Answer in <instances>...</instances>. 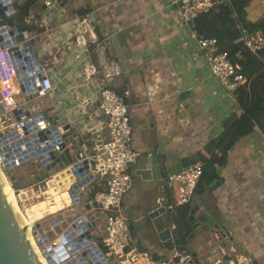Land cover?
Instances as JSON below:
<instances>
[{
	"label": "crops",
	"instance_id": "obj_1",
	"mask_svg": "<svg viewBox=\"0 0 264 264\" xmlns=\"http://www.w3.org/2000/svg\"><path fill=\"white\" fill-rule=\"evenodd\" d=\"M10 1L17 6L27 0ZM83 11L88 13L80 16ZM26 16L32 52L38 54L35 59L53 84L45 111L59 127L68 125V140L77 141L79 150L93 157L101 155L106 135L97 111V66L92 55L96 54L98 65L108 55L121 72L112 89L124 93L132 149L138 155L129 168L132 189L122 200L130 248L167 261L179 256L156 244L152 224L161 220L172 230L192 232L188 215L197 207L226 230L194 233L191 246L198 259L203 258L202 264H233L224 261L226 257H235L238 264H264V134L258 127L228 152L218 187L208 185L195 192L189 206L168 209L177 192L164 184L167 176L188 167L241 114L236 96L227 94L212 76L197 37L190 26L181 24L169 0H63L51 9L40 0ZM71 90L80 101H73ZM148 156L158 157L164 169L154 167L151 175L140 176L142 160ZM35 167L39 172L46 168ZM86 187L98 191L96 185ZM84 188L79 191L80 203L91 207L86 214L97 222L94 238L98 240L106 216L112 214L99 212L88 196L83 200ZM76 211L59 217L65 220ZM155 211L159 218L150 222Z\"/></svg>",
	"mask_w": 264,
	"mask_h": 264
},
{
	"label": "built area",
	"instance_id": "obj_2",
	"mask_svg": "<svg viewBox=\"0 0 264 264\" xmlns=\"http://www.w3.org/2000/svg\"><path fill=\"white\" fill-rule=\"evenodd\" d=\"M62 1L41 0L45 9L58 8ZM169 3L176 9L181 24L185 26H189L193 20L201 15L210 13L214 8V0H169ZM9 4L13 6L9 0L5 7L7 8ZM24 23L26 26L30 24L26 20ZM0 28H4L6 33L13 29V27L3 23L1 18ZM237 28L241 33L246 51L254 55L264 51V33L261 30H253L240 25ZM196 40L198 50L206 60L212 76L227 94L235 96L240 88L249 89L250 81L239 74V67L231 63L226 53L220 52L215 40L201 36L197 37ZM26 51L27 49L10 53L7 48L0 47V54L7 60L9 76L13 83V86H10L8 81L3 80L1 72L3 69L1 68L0 82L2 81L1 87L4 90L0 92V140L4 139L6 144L0 147V152L11 154L8 155L6 161L10 164L15 163L14 169L28 163L19 164L20 160L30 154L29 148L26 147V139L29 140L33 150L37 146L47 142L51 143L53 140L56 142L53 150L60 152V143L51 133L54 126L49 121L47 112L32 105L35 100L48 97L53 91V84L50 78L46 76L43 66L33 60L31 52V57L28 56L29 54L26 55ZM2 61L5 62L3 59ZM110 67L115 72L112 76H121V72L114 62L110 64ZM13 89L16 92L11 94ZM23 106L26 107L29 116L26 117L22 114L20 120L17 121L13 111ZM97 106L98 114L103 119L106 128V140L101 147V155L93 157L85 149L79 150L77 141L68 140L67 131L62 142L70 151L72 163L52 172L44 181L34 184L29 189L16 190V196L19 194L27 195L31 192L32 196L26 197L29 202L41 198V202L47 205V208L45 206L44 217L50 216V209L57 208L59 205L55 201L57 198L60 199V204L63 205L66 212L72 211L75 206L71 191L81 181L79 176H75V173L80 174V171L85 173L84 163L86 162L89 175L93 177L89 185L93 184L98 188L92 204L99 212L112 214L106 216L103 236L98 240L94 239L93 242V245L99 248L103 259L107 263L111 261L118 264H187V256L180 259L177 256L167 261L156 259L155 256L146 251L130 248L129 221L123 212L122 200L132 189L133 177L129 168L138 155L132 149L129 106L124 95H119L106 86L99 89ZM56 128L59 126L57 125ZM40 133L44 134V141L40 140ZM29 162H34L36 166L39 164L38 158ZM0 166L2 171L7 173L4 171V163L1 157ZM205 167L206 163L199 161L167 176L164 184L169 188H175L177 192V200L169 206V210L190 205ZM9 183L11 187H14L11 181ZM48 183H52V187H49ZM41 186L44 187L43 190H41ZM53 191L56 192L55 195H53ZM77 196L81 201L79 191ZM28 206V208H32L34 205L29 203ZM53 246H55V240L49 241L47 248H53ZM45 249L41 250L42 253Z\"/></svg>",
	"mask_w": 264,
	"mask_h": 264
},
{
	"label": "water",
	"instance_id": "obj_3",
	"mask_svg": "<svg viewBox=\"0 0 264 264\" xmlns=\"http://www.w3.org/2000/svg\"><path fill=\"white\" fill-rule=\"evenodd\" d=\"M9 0H0V16H10L14 14V8L11 4L6 8V4ZM8 9V10H7ZM0 47L7 48L10 53H15L18 50L27 49L32 53L33 60L36 61L32 52L31 40H29L28 32H19L16 28H13L10 32L6 33L4 28H0ZM21 84V82L19 81ZM22 90V87H21ZM23 92V90H22ZM28 117L29 113L26 107H21L13 111V115L16 120H20V115ZM52 122L54 128L51 133L59 140V151H54L53 147L56 142L51 140V143L41 144L34 150L31 148V144L28 139L25 140L26 147L29 148L30 154L24 159L19 161V164L29 162L38 158L39 164L37 169L44 167L47 170L52 169L57 171V168L68 166L72 163V158L69 149L66 148V144L62 142L65 138V132L69 130V126L59 127L57 126L56 119L48 117ZM40 140L44 141V134H39ZM36 143V141H35ZM6 144L4 139L0 140V147ZM47 146V147H45ZM45 147V148H44ZM36 151V152H35ZM8 155L0 152V157L4 163V171L8 172L16 167L15 163H8L6 161ZM143 169L138 175H151L154 167L164 169V165L156 156H148L144 159ZM58 165V166H56ZM85 173L80 171V174L75 173V176H79L81 179L72 189L71 195L74 198V208L80 205V201L77 196V192L82 190L85 186L93 180V177L89 175L87 163H84ZM145 174H144V173ZM49 187H52V183H48ZM56 192L53 191V195ZM5 193L2 191V182L0 179V264H37L34 258V247L31 241L27 237L25 223L15 219L14 210L10 199H4ZM31 192L27 195L19 194L18 200L23 203V206L28 207V200L26 197H31ZM34 206L33 210H38V204L42 203L41 198L30 201ZM32 208H27L24 214L27 216L33 215ZM72 211H76L74 209ZM91 211L90 205L81 207L79 211H76L72 216L67 217L64 221L55 220L50 224L51 228L59 226L61 223L66 224L64 232L58 236L55 240V246L53 248H47L49 241L45 233H41L36 239L39 250L45 249L44 257L48 264H107V261L103 259L99 248L93 245L94 236L92 231L96 229V221L90 218L89 213ZM66 211L62 204L57 206V210H50V216L63 214ZM39 219L29 217V220L33 222L35 230H41L42 220L46 219L38 215ZM159 218V211H155L149 215V221L152 222ZM159 220V219H158ZM188 222L191 226L192 232L187 230L171 229L169 223L165 221H155L152 224L153 239L161 248L173 253H178L182 257H188L187 264H202L198 259L197 254L193 251L191 241L195 238V232L197 230L208 233L209 231H223L225 227L219 226L204 208L194 207L189 211ZM229 235V233H226ZM37 235V232H35ZM226 262L232 261L233 264H238L235 257H226Z\"/></svg>",
	"mask_w": 264,
	"mask_h": 264
},
{
	"label": "trees",
	"instance_id": "obj_4",
	"mask_svg": "<svg viewBox=\"0 0 264 264\" xmlns=\"http://www.w3.org/2000/svg\"><path fill=\"white\" fill-rule=\"evenodd\" d=\"M38 1L40 0H27L18 10L13 5L14 11H17L15 18H19L16 24L6 16L0 18L3 23L19 32H28L30 28L24 25V17L29 8ZM87 13L83 11L80 16ZM238 25L264 33V0H214V8L210 13L201 15L189 24L195 37L215 40L220 52L226 53L231 63L239 67V74L250 81L248 90L240 88L235 95L241 114L219 139L213 141L208 149L202 150L187 164L190 166L199 161L206 163L195 192L202 191L208 185L218 187L222 183L220 171L226 167L227 154L239 139L250 134L255 127L264 134V91L261 96L254 92L256 82L264 85V51L256 55L246 51ZM116 93L124 95L122 92ZM18 189L20 188L16 190ZM180 258L181 255L178 256V259Z\"/></svg>",
	"mask_w": 264,
	"mask_h": 264
},
{
	"label": "rangeland",
	"instance_id": "obj_5",
	"mask_svg": "<svg viewBox=\"0 0 264 264\" xmlns=\"http://www.w3.org/2000/svg\"><path fill=\"white\" fill-rule=\"evenodd\" d=\"M18 3H20V4L16 6L17 10L20 9L24 4V3L21 4V2H18ZM13 4H15V3H13ZM15 16H16L15 14L8 16V18L14 24H16V22L17 23L19 22V18H15ZM34 49L36 50V47ZM89 49L91 50L92 47L90 46ZM34 55H35V53H34ZM37 55L38 54L36 53L35 56H37ZM92 57H93V61H95V64L97 66V71L94 72V77L97 78L96 81H97V85H98V87H96V94H98L99 89H101L104 86H106L109 89H112L113 83L116 79H118V77H116L115 75L112 76V74H115V72L113 70H111V67H110V64L112 63L111 59L107 55V56H105V60H104L105 62L103 63V65L102 64L98 65V59L96 57V54L92 55ZM3 90L4 89L1 87L0 92H2ZM112 90L114 91V89H112ZM12 91H14V92H12ZM12 91H11V94L16 92L15 89H13ZM263 91H264V85L261 84L260 82H258V83L256 82V84L254 85V92L256 93V95L261 96V93ZM70 95H71V98L73 99V101H75V102L80 101L79 100L81 98L80 95L78 93H76L74 90H71ZM82 101H84L83 97H82L81 102ZM32 105L38 106V108L40 110H44V111L49 107V103H48L47 98L35 100ZM90 107L91 106L89 104V112H90V114H92ZM92 109L94 111L96 110L94 107ZM103 131H104L103 133L105 134L106 133L105 127H104ZM89 139H90V135L86 136L85 140L89 142L90 141ZM51 174H52V171L47 170L46 168L42 169L40 172L37 171L34 162H30V163H25L21 169H19V168L13 169L11 171H8L4 175L6 176L8 181H11L12 185L14 186V187H12V189L14 190V192H16L17 188H20L23 190L29 189L34 184H37V183L44 181ZM15 186H16V188H15ZM43 188L44 187L41 186V190H43ZM97 192L98 191L96 189L91 190L90 187H86L81 192V194L83 195L82 199L84 200L86 198V196H88V198H90V199H93ZM17 200H18V198H17ZM18 204H19V207H20L22 213H24V211L29 207L28 206L25 208L23 206V203L20 202L19 200H18ZM27 205H29V202ZM82 206H83V203L81 202L80 205L77 206V208H75V209L79 210V207H82ZM89 216H91V215L89 214ZM45 218L46 219L42 220V222H41V225H42L41 230H35L34 226L30 224L31 235L33 236L32 238L35 241V243H36V239L38 238V236H40L41 233H45L47 235L48 240H50L51 242L56 240L58 238V236H60L64 232V229L66 227V224L61 223L59 226L51 228L50 224L52 222H54L55 220L64 221L61 217H59V215L49 216V217H45ZM35 232H37V235H35ZM92 233L94 234L93 236L95 237L96 232L92 231ZM107 264H118V263L108 261Z\"/></svg>",
	"mask_w": 264,
	"mask_h": 264
},
{
	"label": "bare ground",
	"instance_id": "obj_6",
	"mask_svg": "<svg viewBox=\"0 0 264 264\" xmlns=\"http://www.w3.org/2000/svg\"><path fill=\"white\" fill-rule=\"evenodd\" d=\"M26 55L31 57L29 50L26 51ZM0 56H2L1 58L5 61V62H3L2 59L0 58V69L1 68L3 69V70H1L2 78H3L4 81H8L10 86H13L12 79L9 76V66L6 63L7 60H5V58L3 57L2 54H0ZM4 72H5V74H4ZM2 85H3V83L1 81L0 82V87ZM0 179H1V182H2V191L5 193L4 199H10L12 207H13V210H14L15 219L19 220V221H23L25 223L27 237L31 241V243H32V245L34 247V258H35L37 264H48V262L46 261V259L44 257V254H45L46 251H44L42 253V251L39 250L37 244L35 243V241L32 238L33 236L31 235L30 224L33 225V222L29 220V217H34L36 219H39L38 215L44 217L47 205L45 203L38 204V210L35 211L32 208L31 211L33 212V215L27 216L26 214L22 213V211H21V209L19 207V204H18L16 193L14 192L12 187H10L11 184L8 183L9 181L7 180L6 176L4 175V172L1 169V166H0ZM55 201H56L57 205L60 204V199L57 198ZM45 206H46V208H45ZM54 209L57 210V208H54ZM50 210H53V209H50Z\"/></svg>",
	"mask_w": 264,
	"mask_h": 264
}]
</instances>
